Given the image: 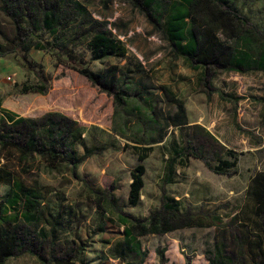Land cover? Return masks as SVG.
I'll use <instances>...</instances> for the list:
<instances>
[{
  "label": "rangeland",
  "instance_id": "rangeland-1",
  "mask_svg": "<svg viewBox=\"0 0 264 264\" xmlns=\"http://www.w3.org/2000/svg\"><path fill=\"white\" fill-rule=\"evenodd\" d=\"M78 1L95 18L108 22L114 36L125 44L128 57L93 61L86 46L76 47L75 57L84 52L82 61L96 73L130 65L134 84L160 99L164 116L176 112V107L165 98L162 87H167L186 102L189 125L183 131L170 127L164 142L153 146L145 161L146 187L141 204L131 207L128 204L131 171L139 162L132 148L122 150L126 144L133 145L132 140L112 130L113 121L120 126L119 119L114 118L112 98L75 70L61 65L50 53L32 50L24 55L17 50L0 58V102L14 107L23 117L40 118L60 110L72 115L88 127L84 142L76 145L78 157L88 147L108 143L116 147L80 164L76 177L70 165L62 164L51 173L45 170V162L33 164L30 173L25 174L14 152L0 151V174L11 172L17 182L40 190V206L46 218L42 228L46 232L54 228L61 243L74 241L84 249L76 264H125L136 263L139 258L124 252L123 227L117 214L105 204L108 195L113 194L117 206L136 218H145L160 208L163 189L171 199L179 201L181 211L215 213L224 223L235 214L254 213L248 189L254 176L264 171V74H210L214 91L207 94L199 85L205 70L192 68L182 57H176L163 33L132 2L112 0L104 6L102 0ZM228 3L264 32V0H228ZM14 35L13 23L2 11L0 2V44L4 51H10L5 39ZM139 64L143 73H135ZM40 79L48 86L46 94L24 93V85L40 86ZM194 125L201 126L221 145L237 153V172L217 175L202 161L190 158L177 162L171 183L165 184L167 163L191 136ZM120 131L123 133L121 128ZM90 189L108 194L98 203L99 196L90 193ZM14 190V185L0 184V198ZM101 204L108 212L101 209ZM23 208V202L5 206L8 214L21 212ZM215 233V227H192L140 237L147 253L144 264H159V250H164L167 264H186L187 258L192 264H210L206 255L215 250ZM5 264L48 263L25 254Z\"/></svg>",
  "mask_w": 264,
  "mask_h": 264
},
{
  "label": "trees",
  "instance_id": "trees-1",
  "mask_svg": "<svg viewBox=\"0 0 264 264\" xmlns=\"http://www.w3.org/2000/svg\"><path fill=\"white\" fill-rule=\"evenodd\" d=\"M112 0H102L107 6ZM139 8L170 44L176 57H182L192 68H203L200 80L203 92L214 89L209 79L216 73L264 74V32L235 11L228 0H128ZM2 11L13 23L15 35L5 39L10 51L0 44V58L9 52L22 50L28 55L32 50L47 52L66 68L84 77L92 86L112 98L114 118L112 130L132 140L122 150L132 148L138 165L131 171L128 204H141L145 186V161L153 146L164 142L170 127L186 128L189 125L184 100L167 87H162L165 98L176 107L173 115L164 116L160 99L134 84L130 65L113 66L103 73L92 71L81 52L75 57V48L86 46L93 61L128 57V51L109 27L108 22L97 19L78 0H0ZM139 64L135 73H143ZM24 93L46 94L48 86L40 79L38 85H24ZM0 117V151L14 152L23 173H30L33 164L45 162L48 172H55L62 164L73 167L76 177L78 166L106 150H115L114 143L85 148L77 156L76 145L85 140L88 127L72 115L50 111L40 118H25L5 113ZM123 130V133L120 131ZM264 132V113H263ZM189 135V134H188ZM190 136V135H189ZM184 145L176 149L167 163L165 184L172 181L178 161L194 158L202 161L213 173L230 176L237 172L238 155L221 145L199 125L192 126V134ZM2 172V171H0ZM11 172L0 174V183L14 185L15 190L0 199V264L25 254L48 264H76L83 254L76 242H63L55 229L42 228L45 213L41 210L40 190L25 183L13 184ZM19 188V191L17 190ZM99 196L100 203L106 191L90 189ZM254 213L235 214L224 223L215 213L181 211L179 201L171 199L163 189L161 206L145 218H136L117 206L113 194L105 198L117 214L123 227L124 252L136 255L144 264L146 251L140 237L166 234L183 228L215 227V250L206 255L210 264H264V171L254 176L248 189ZM23 202V210L8 214L5 206ZM100 205L106 213L108 208ZM109 209V210H110ZM159 264H167L164 250L158 251ZM186 264H192L190 258Z\"/></svg>",
  "mask_w": 264,
  "mask_h": 264
},
{
  "label": "crops",
  "instance_id": "crops-1",
  "mask_svg": "<svg viewBox=\"0 0 264 264\" xmlns=\"http://www.w3.org/2000/svg\"><path fill=\"white\" fill-rule=\"evenodd\" d=\"M5 113H10L11 115L15 116L16 118L23 117L22 115H18V113L14 109V107L10 106L9 104H5L4 102L1 101L0 102V117H6ZM25 118H30V117H25ZM15 183H16V180L13 181V184H15ZM0 184H3V183H0ZM11 192H13V191H11ZM0 199H2V197Z\"/></svg>",
  "mask_w": 264,
  "mask_h": 264
}]
</instances>
